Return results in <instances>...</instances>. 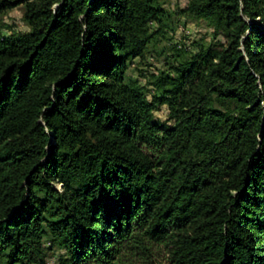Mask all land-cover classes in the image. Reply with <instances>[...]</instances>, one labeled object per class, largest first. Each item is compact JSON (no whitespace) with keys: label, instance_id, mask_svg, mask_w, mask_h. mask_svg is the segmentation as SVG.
Here are the masks:
<instances>
[{"label":"trees","instance_id":"obj_1","mask_svg":"<svg viewBox=\"0 0 264 264\" xmlns=\"http://www.w3.org/2000/svg\"><path fill=\"white\" fill-rule=\"evenodd\" d=\"M20 6L28 31L0 35V264H264V0H190L213 41L175 49L151 97L127 72L160 0L0 15Z\"/></svg>","mask_w":264,"mask_h":264},{"label":"rangeland","instance_id":"obj_2","mask_svg":"<svg viewBox=\"0 0 264 264\" xmlns=\"http://www.w3.org/2000/svg\"><path fill=\"white\" fill-rule=\"evenodd\" d=\"M190 0H160L166 12V26L155 35L154 40L145 51L143 60L136 59L127 72V79L137 81L148 90V96L154 93L149 85L152 75L165 70V61L174 54L175 49L197 51L198 47L212 42V27L204 20L195 19L183 14ZM158 26H153L156 31ZM28 27L24 22V8L17 7L0 15V35L26 32ZM155 119L161 124L170 125L168 112L165 107L155 112ZM59 254L47 252L48 264H56ZM158 260H160L158 258Z\"/></svg>","mask_w":264,"mask_h":264}]
</instances>
